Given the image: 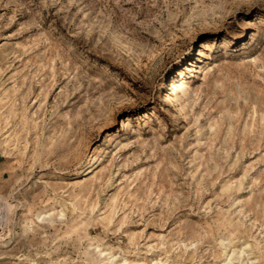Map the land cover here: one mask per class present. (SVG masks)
<instances>
[{
	"label": "rangeland",
	"instance_id": "obj_1",
	"mask_svg": "<svg viewBox=\"0 0 264 264\" xmlns=\"http://www.w3.org/2000/svg\"><path fill=\"white\" fill-rule=\"evenodd\" d=\"M0 196V264H264V0H0Z\"/></svg>",
	"mask_w": 264,
	"mask_h": 264
},
{
	"label": "bare ground",
	"instance_id": "obj_2",
	"mask_svg": "<svg viewBox=\"0 0 264 264\" xmlns=\"http://www.w3.org/2000/svg\"><path fill=\"white\" fill-rule=\"evenodd\" d=\"M173 92V91H172ZM167 98V97H166ZM4 207V204L2 202L1 196H0V213H2V209Z\"/></svg>",
	"mask_w": 264,
	"mask_h": 264
}]
</instances>
